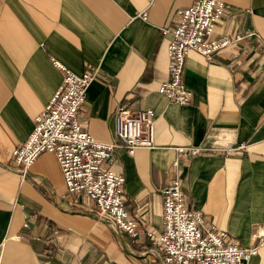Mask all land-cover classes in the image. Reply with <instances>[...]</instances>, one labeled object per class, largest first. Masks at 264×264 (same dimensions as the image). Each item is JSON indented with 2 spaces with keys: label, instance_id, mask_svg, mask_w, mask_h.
<instances>
[{
  "label": "crops",
  "instance_id": "1",
  "mask_svg": "<svg viewBox=\"0 0 264 264\" xmlns=\"http://www.w3.org/2000/svg\"><path fill=\"white\" fill-rule=\"evenodd\" d=\"M194 1L0 0V264H162L147 230L164 228L179 144L201 147L179 155L188 205L244 245L264 230V0H224L212 36L243 37L212 58L191 51L184 78L193 97L177 103L160 92L173 38L164 28ZM57 62L75 73L99 67L79 117L98 140L121 144L120 106L156 112L155 146L114 151L136 237L102 222L92 199L66 193L54 152L24 178L13 160L62 84ZM259 249L248 264H264Z\"/></svg>",
  "mask_w": 264,
  "mask_h": 264
},
{
  "label": "built area",
  "instance_id": "2",
  "mask_svg": "<svg viewBox=\"0 0 264 264\" xmlns=\"http://www.w3.org/2000/svg\"><path fill=\"white\" fill-rule=\"evenodd\" d=\"M227 7L224 0H195L190 7L177 9L173 26L164 28L173 38L167 47L169 77L160 92L174 102L188 103L193 97L184 78L186 57L191 51L212 58L221 47L243 37L242 34L220 39L212 36ZM141 15L147 19L148 11ZM57 65L65 70L62 84L35 117L29 136L12 150L13 160L24 178L42 152H54L62 169L66 193L78 199L82 196L92 199L102 222L136 237L140 232L139 220L125 206V174L114 167V151L123 145L127 152L135 154L138 147L155 146L156 112L153 108L133 111L120 106L115 123L121 144L102 142L79 118L99 67L75 73L62 63ZM244 147L241 143L235 149ZM200 149L196 145L175 146L179 155H194ZM179 155L173 160L174 177L163 189L164 228L147 230L153 243L151 251L161 257L162 264H248L264 245V230L256 232L250 245H244L210 220L201 208L189 206L179 176Z\"/></svg>",
  "mask_w": 264,
  "mask_h": 264
}]
</instances>
